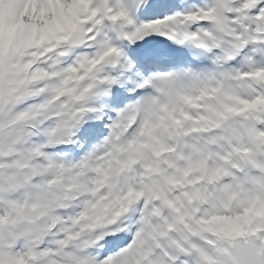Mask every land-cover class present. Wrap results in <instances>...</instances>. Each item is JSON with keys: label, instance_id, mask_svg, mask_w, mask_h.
Instances as JSON below:
<instances>
[{"label": "snow or ice", "instance_id": "6c2138e0", "mask_svg": "<svg viewBox=\"0 0 264 264\" xmlns=\"http://www.w3.org/2000/svg\"><path fill=\"white\" fill-rule=\"evenodd\" d=\"M0 264H264V0H0Z\"/></svg>", "mask_w": 264, "mask_h": 264}]
</instances>
